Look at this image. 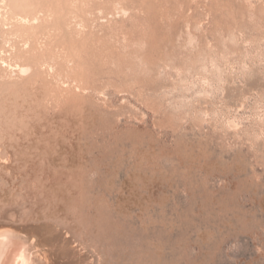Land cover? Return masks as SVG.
Segmentation results:
<instances>
[{
  "label": "rangeland",
  "instance_id": "obj_1",
  "mask_svg": "<svg viewBox=\"0 0 264 264\" xmlns=\"http://www.w3.org/2000/svg\"><path fill=\"white\" fill-rule=\"evenodd\" d=\"M0 42L1 228L53 202L21 158L66 146L120 226L91 264H264V0H0Z\"/></svg>",
  "mask_w": 264,
  "mask_h": 264
},
{
  "label": "bare ground",
  "instance_id": "obj_2",
  "mask_svg": "<svg viewBox=\"0 0 264 264\" xmlns=\"http://www.w3.org/2000/svg\"><path fill=\"white\" fill-rule=\"evenodd\" d=\"M20 65L21 66L17 65L15 70L18 71L19 74H21L20 76L26 75L30 70L29 69L30 66L27 67L28 66L27 64H26L27 66H25V64L23 66L22 64ZM15 70L14 72H16ZM29 76H27V78ZM22 77L26 78L25 76H22ZM22 153H24V151ZM25 155L22 158H21V154L19 156L22 159L21 166H23L26 169V171H28L29 176L32 179H34L33 181H35L36 179L39 180V182L42 185L43 192L47 194L49 197H51L53 199V202L50 201L49 205L46 204L48 206L47 207L48 211L45 215L43 214L44 217H41V216L37 217L36 226L31 228V225H27V226H30V229L29 227L26 226L29 229L26 234L23 232L22 234L18 233V229L15 230L16 228L14 227L13 228L9 227L10 229H8V227L7 229L5 228L3 229L1 228L2 226H0L1 228L0 230V264H91L83 252L84 251L83 246L87 245L85 243V237L92 236L99 243L103 242L106 244L107 243L110 244L112 240L114 241V238L116 236L114 235L115 230L118 227H120L118 226L119 223L117 222L118 223L117 224L115 222L116 220L109 221L108 223H106L107 222L106 220H105L106 222L103 221L102 207H103V201H104L103 199L105 197L103 198V195L101 194V191H100L102 188L100 184L101 180L99 179L96 168L95 167L92 168V172L96 173L97 176L95 175L96 179L90 185L87 179L88 177L87 168L89 165L86 163L87 161L85 162L83 160V157L81 156L82 154L78 149H71L66 146H60L58 148H47V149L41 148L40 150L34 151V152L33 151L31 152L28 150L25 153ZM83 156H85V154ZM1 166H4V165H1ZM7 168L9 167H5L4 169L6 170ZM20 170H22V167ZM109 184H111V187L113 186L112 183H109ZM39 187H40L39 189H41V186ZM105 188H108V187H105ZM17 208L18 207H16V209ZM116 209L119 210V208H116ZM113 212L116 213L115 210ZM2 215H4V212ZM30 218L32 219V217ZM18 224H21V223H18ZM18 226H19L18 228H20V225ZM4 227H6V225H4ZM104 228H106L108 231L107 235H105L106 232H104V235H102L103 234L102 231H104ZM19 230L21 232V229ZM94 253H97V252H94ZM90 256L92 257L93 255H90ZM98 258L101 259L100 257ZM95 260H96V257H95ZM92 261L93 259L91 260V262Z\"/></svg>",
  "mask_w": 264,
  "mask_h": 264
}]
</instances>
